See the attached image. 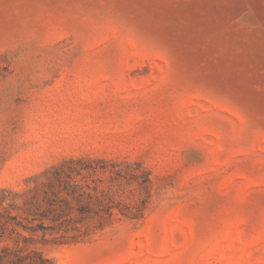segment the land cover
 I'll return each instance as SVG.
<instances>
[{
  "label": "rangeland",
  "instance_id": "rangeland-1",
  "mask_svg": "<svg viewBox=\"0 0 264 264\" xmlns=\"http://www.w3.org/2000/svg\"><path fill=\"white\" fill-rule=\"evenodd\" d=\"M81 158L130 164L113 200L141 216L18 227ZM1 189V264H264V0H0Z\"/></svg>",
  "mask_w": 264,
  "mask_h": 264
},
{
  "label": "trees",
  "instance_id": "trees-1",
  "mask_svg": "<svg viewBox=\"0 0 264 264\" xmlns=\"http://www.w3.org/2000/svg\"><path fill=\"white\" fill-rule=\"evenodd\" d=\"M99 162L103 164L99 167L100 170L102 172L107 171L110 174L109 185L105 189H100L92 179V176L98 171V167L93 166V163ZM130 166L125 162L81 158L66 160L60 165L52 167L50 174L57 185L58 191H51L49 183L47 187L50 194L54 196L53 199L48 196L46 190H43L41 199L34 198L27 209L31 213L30 224L21 225L16 223V225L31 233H45L47 231L55 233L58 230L63 232L73 231L77 233L75 237L82 240L92 233L104 230L111 224L117 215L114 210L126 220L139 218L144 208L143 205H121V202L116 203L113 200L116 196H122L113 190L116 181L124 180L126 184H129L131 178L134 180L137 178L129 174L128 168ZM136 169H140V166L136 165ZM77 178L79 179L77 180ZM144 182L146 181L144 180L142 184ZM17 196L16 192L9 189L0 190V221L2 219H15L10 213L12 210L17 209L14 201ZM57 196L58 199H56ZM70 201L85 202V204L73 209ZM91 205L96 208H91ZM45 222H48V224H45ZM14 257L7 264H45L49 262L40 252L35 259L23 257L21 252L14 255Z\"/></svg>",
  "mask_w": 264,
  "mask_h": 264
}]
</instances>
